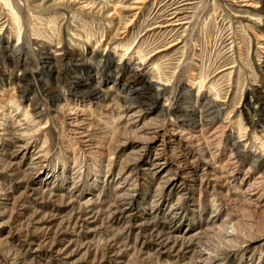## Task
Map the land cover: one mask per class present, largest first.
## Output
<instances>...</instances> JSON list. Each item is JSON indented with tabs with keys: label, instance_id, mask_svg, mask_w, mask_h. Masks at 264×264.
Returning <instances> with one entry per match:
<instances>
[{
	"label": "rangeland",
	"instance_id": "374dc122",
	"mask_svg": "<svg viewBox=\"0 0 264 264\" xmlns=\"http://www.w3.org/2000/svg\"><path fill=\"white\" fill-rule=\"evenodd\" d=\"M0 264H264V0H0Z\"/></svg>",
	"mask_w": 264,
	"mask_h": 264
},
{
	"label": "bare ground",
	"instance_id": "6f19581e",
	"mask_svg": "<svg viewBox=\"0 0 264 264\" xmlns=\"http://www.w3.org/2000/svg\"><path fill=\"white\" fill-rule=\"evenodd\" d=\"M175 19V17L173 18V20ZM164 27H166V26H164Z\"/></svg>",
	"mask_w": 264,
	"mask_h": 264
}]
</instances>
